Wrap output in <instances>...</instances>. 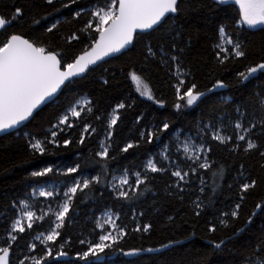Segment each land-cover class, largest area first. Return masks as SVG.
<instances>
[{
  "label": "snow or ice",
  "instance_id": "snow-or-ice-1",
  "mask_svg": "<svg viewBox=\"0 0 264 264\" xmlns=\"http://www.w3.org/2000/svg\"><path fill=\"white\" fill-rule=\"evenodd\" d=\"M229 4L238 6V20L231 26L214 21L213 13ZM74 5L78 7L72 20L85 15L88 18L68 35L58 34L61 18L54 13L26 14L19 6H13L10 15L0 13V135L19 136L17 130L35 120L42 105L56 103L58 94L87 81L101 67L100 62H107L106 58H118L138 47H142L139 67L131 64L121 72L140 97L160 109L171 107L172 118H156L155 123L143 124V115L137 114V136L118 143V125L123 123V113L134 107V101L121 99L107 111L84 94L61 110L43 136L24 133L26 150L33 157L54 155L57 149L84 147L93 137L96 144L88 155L81 152L71 165H48L31 171L35 185L30 192L0 201V264H13V259L15 264H104L112 254L132 257L171 247L166 243L159 248L125 250L129 229L120 222L122 213L115 211L114 205L104 206L99 213L94 207L89 209L86 219L91 228L87 234L81 230L76 235L79 250L74 259V241L66 235L68 228L80 224L81 205L106 198L135 202L147 194L156 197L161 180L164 194L181 205L187 204L194 217L211 215L206 221V243L210 254L223 253L251 230L258 213L264 216V200L257 202L244 223L237 226L244 203L259 186L240 163L234 183L228 185L229 189L235 187L236 199L216 208L225 166L214 152L220 148L231 157L257 156L264 170V87L247 96L242 92L239 100H215L219 90L233 85L219 77L202 88L197 75L231 71L229 65L240 63L243 67L233 74L235 86H246L264 76V55L244 64L251 56L243 35L247 29H264V0H88L86 5L81 0H43L36 7L60 13ZM193 18L216 24L211 61L207 56L193 55L200 41L199 31L191 25ZM25 24L31 35L16 30ZM52 37L63 41L64 46L55 44ZM153 38L157 43L153 44ZM154 68L165 71L173 89L170 105L157 97L151 86ZM109 71L105 68L101 73L103 87H111L116 78L114 72L105 77ZM193 108L201 109L193 125L194 135L188 133L182 138V130L174 128V119ZM76 131L78 136L74 135ZM162 139L167 142L158 152L137 161L128 160L131 150ZM209 172L211 183L205 176ZM144 215L132 209V233L150 234L153 224L142 222ZM175 220V216L168 215L169 224ZM221 230L230 234L216 239ZM21 240L25 241L23 245ZM202 259L206 264V258ZM239 264H264V228L255 244L246 246Z\"/></svg>",
  "mask_w": 264,
  "mask_h": 264
},
{
  "label": "trees",
  "instance_id": "trees-1",
  "mask_svg": "<svg viewBox=\"0 0 264 264\" xmlns=\"http://www.w3.org/2000/svg\"><path fill=\"white\" fill-rule=\"evenodd\" d=\"M210 3V0H206ZM43 0H0V13L10 15L13 6H19L24 9L26 14H43L46 12L54 13L61 18V24L58 29L59 35H68L71 30L80 27L84 20L88 17L85 15L80 20H72L71 15L78 7L74 5L70 9H63L60 13H55V9H45L43 7H36L42 5ZM88 0H81L82 5H86ZM59 6V4L57 5ZM51 20L52 17L50 16ZM214 21H224L231 26L238 20V7L234 4L224 6L223 10H217L212 15ZM44 23H47L45 21ZM191 25L194 30L199 31L200 41L196 45L193 55H204L211 61V44L216 39V24L206 23L202 19L197 20L193 18ZM24 31L31 35L27 24L16 29ZM248 41L249 52L251 59L245 61L244 64L250 63L251 60L256 59L259 55H264V29L257 27L255 29H247L243 33ZM55 44L63 47V41L56 37H52ZM153 44L157 43L153 38ZM77 46V50L79 49ZM142 47L133 49L126 55H120L118 58H113L101 64L93 72L87 81L74 86L71 90H65L63 94L58 96L56 103H50L39 111V115L35 120L27 123L22 129L18 130L19 136L13 133L12 136L0 137V201L5 198L15 196H24L26 192H30L35 185V181L30 177L31 171L39 170L48 165L55 167H64L71 165L74 161L80 158V153L88 155L90 150L95 147L96 138L93 137L86 141V146H73L68 150L57 149L54 155H45L43 157L37 155L35 157L29 155L26 150L23 135L26 132L37 133L43 136L50 126V122H55L58 114L63 108H66L69 102H75L80 95L87 94L93 101L97 102L101 110H111V106L121 100L127 99L129 102L134 101V107L125 111L122 116L123 123L118 125L117 142L134 139L138 134V128L134 123V117L137 114H142L144 119L143 124L155 123L156 118H172L173 110L171 107L160 109L151 101H148L136 93L134 86L127 79L126 75L121 72V69H127L131 64H136L139 67V60L141 59ZM231 71L216 70L211 76L204 72L198 73L197 80L203 88L210 85L213 78L223 77L228 80L232 87L219 90V94L213 99L219 100L220 97H232L236 100L241 98L243 92L245 96L258 91L264 87V76L253 80L243 87H237L233 74L236 70L241 69L243 64L237 63L229 65ZM109 69V72L104 73L105 77H110L114 72L116 78L111 87H103L101 84V73L103 69ZM150 83L157 97L166 99L169 105L173 99V89L169 85L168 78L164 70L153 69L150 76ZM201 109L193 108L189 110L184 116L174 119V128L182 130L181 136L192 133L195 121L200 117ZM75 136L79 132L74 133ZM166 139H162L159 143L152 145L142 144L139 149L131 150V155L128 156L129 161H137L138 158H143L146 154L156 153L160 150ZM215 158L224 164L225 174L224 180L221 181V189L216 196V208H223L231 201L236 199V190L229 189L228 185L234 183V178L237 175L240 163L245 165L246 172L252 178L257 179L259 186L252 190L251 195L244 203L240 220L237 221V226L244 223L247 216L254 210V205L264 200V170L259 167V157L253 156L245 158L242 156L231 157L227 151L217 148L214 152ZM124 161H121L123 163ZM89 173L95 174L94 169H89ZM208 182L211 183V172L205 173ZM65 177H61V179ZM60 179V180H61ZM167 179V178H165ZM164 180H161L158 187L161 189L156 197L147 194L140 201L135 202H113L110 198L104 199L102 202L88 201L81 205L80 216L78 217L80 224L67 229L66 235L73 238V259L75 251L79 250V245L75 241L76 235L81 230L87 234L91 228L90 221L86 219L89 209L95 208L99 213L104 206H113L114 210L122 213L121 221L126 224L129 229V236L126 238L123 247L125 250L132 248H159L162 244L170 243L171 247L164 249L161 252H142L138 256L125 257L122 254L109 255L104 264H239L243 259L246 246L254 245L261 229L264 228V216L257 214L251 230L241 235L240 238L233 241L223 253L210 254L209 246L206 240L209 238L206 230V221L211 219V215L207 214L199 219L193 216L191 208L187 205H181L177 201L168 198L163 192ZM210 191V189H209ZM135 208L137 212L143 211L144 217L141 218L144 223H152L153 228L150 234L132 233L133 220L131 211ZM211 211V210H210ZM168 215L176 217L175 223L169 224L167 221ZM2 228V226H0ZM193 231L195 235H192ZM230 234V231H219L215 238L220 239ZM20 243L23 245L24 240ZM13 264L15 260L13 259Z\"/></svg>",
  "mask_w": 264,
  "mask_h": 264
},
{
  "label": "water",
  "instance_id": "water-1",
  "mask_svg": "<svg viewBox=\"0 0 264 264\" xmlns=\"http://www.w3.org/2000/svg\"><path fill=\"white\" fill-rule=\"evenodd\" d=\"M110 59H113V58H106V61H108V60H110ZM101 64H103V63H105V62H100ZM60 94H58V96H59ZM50 103H48V104H46V105H42L41 106V110L45 107V106H47V105H49ZM40 111V110H39ZM24 126H20V128L18 129V130H20V129H22ZM17 130V131H18ZM0 137H3V135H0Z\"/></svg>",
  "mask_w": 264,
  "mask_h": 264
},
{
  "label": "rangeland",
  "instance_id": "rangeland-1",
  "mask_svg": "<svg viewBox=\"0 0 264 264\" xmlns=\"http://www.w3.org/2000/svg\"><path fill=\"white\" fill-rule=\"evenodd\" d=\"M238 7V6H237ZM139 95V94H138ZM142 98H144V97H142ZM144 99H146V98H144ZM147 100V99H146ZM52 179H61V177H52ZM61 180H64V178H62Z\"/></svg>",
  "mask_w": 264,
  "mask_h": 264
}]
</instances>
